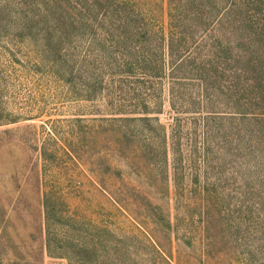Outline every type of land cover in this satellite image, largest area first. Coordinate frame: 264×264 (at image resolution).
Returning a JSON list of instances; mask_svg holds the SVG:
<instances>
[{"label":"rangeland","instance_id":"obj_1","mask_svg":"<svg viewBox=\"0 0 264 264\" xmlns=\"http://www.w3.org/2000/svg\"><path fill=\"white\" fill-rule=\"evenodd\" d=\"M0 264H264V0H0Z\"/></svg>","mask_w":264,"mask_h":264},{"label":"trees","instance_id":"obj_2","mask_svg":"<svg viewBox=\"0 0 264 264\" xmlns=\"http://www.w3.org/2000/svg\"><path fill=\"white\" fill-rule=\"evenodd\" d=\"M169 53H170V49H169ZM136 57H137V56H136ZM136 57H135V58H136ZM182 57H183V56H182L181 54L177 55V57H176V58H177L176 61L171 62V64H170L171 68H173L174 65L176 64V62L179 61V60H181ZM139 59H140V58H139ZM135 60H136V59H135ZM140 60H141V59H140ZM140 64L143 65V62L141 61ZM239 112L241 113V111H239Z\"/></svg>","mask_w":264,"mask_h":264}]
</instances>
